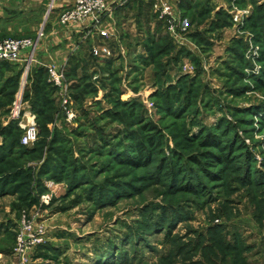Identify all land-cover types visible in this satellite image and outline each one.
<instances>
[{"label": "rangeland", "instance_id": "374dc122", "mask_svg": "<svg viewBox=\"0 0 264 264\" xmlns=\"http://www.w3.org/2000/svg\"><path fill=\"white\" fill-rule=\"evenodd\" d=\"M51 2L41 23L19 15L12 21L26 20L20 32L15 26L0 41L36 39L44 23L40 44ZM226 2L193 26L187 18L185 33L170 34L162 25L161 32L127 37L126 51L107 62L90 47L91 68L69 72L66 63H50L65 67L71 120L49 81L50 64L37 75L31 62L27 70L26 63H6L0 264H264V0L256 1L262 8L253 3L244 11ZM16 73L15 87L6 80ZM35 99L47 104L39 119ZM32 115L37 137L23 146L19 125ZM206 134L220 146L233 143L228 164L204 157L220 154L201 146ZM138 143L148 161L119 163L135 156ZM187 183L203 192L192 194ZM24 225L30 229L23 230L21 252Z\"/></svg>", "mask_w": 264, "mask_h": 264}, {"label": "crops", "instance_id": "0c3cea01", "mask_svg": "<svg viewBox=\"0 0 264 264\" xmlns=\"http://www.w3.org/2000/svg\"><path fill=\"white\" fill-rule=\"evenodd\" d=\"M46 1L50 0H0V35H11L14 27L20 32L21 26L26 23V20L21 22H13L19 15L31 16L34 23L37 25L42 22L43 7ZM170 4L178 11L183 19L192 21L193 16L198 17L204 7L205 10L217 11L225 8V2L229 3L231 0H168ZM238 0H233L237 4ZM246 4L243 6V11L250 9L251 2L245 0ZM74 0H53V12L49 16L46 37L40 44H38L33 52L26 53L22 56V61L18 65L25 64V61L31 62L30 65L35 68L46 67L50 63L60 64L66 63L68 65L67 71H71L74 66L78 69L85 67H93L95 64L93 57L90 54L91 46L106 45L109 48V55L104 56V62L122 56L126 51L121 45V41L127 40V37L142 38L147 31L157 33L156 27L158 21L151 11L150 0H107L110 5V12L105 17L101 28L105 30L109 36L107 38H100L98 34H92L85 46H81L76 51L75 45L82 37V32L85 30V25H63L57 17L61 11L70 8ZM248 2V3H247ZM247 5V6H246ZM227 6V5H226ZM126 22L130 25L127 26ZM1 23L3 26H1ZM30 23V22H27ZM88 22L87 24H89ZM195 24V21L193 22ZM193 26V25H192ZM34 30V29H32ZM165 30V29H164ZM166 31V30H165ZM18 32V31H17ZM33 32V31H32ZM31 32V33H32ZM125 50V51H124ZM79 56V57H77ZM77 57V58H76ZM31 59V60H30ZM79 76V75H78ZM76 76L79 79L81 76ZM72 81L73 83L75 82Z\"/></svg>", "mask_w": 264, "mask_h": 264}, {"label": "built area", "instance_id": "2783aa9c", "mask_svg": "<svg viewBox=\"0 0 264 264\" xmlns=\"http://www.w3.org/2000/svg\"><path fill=\"white\" fill-rule=\"evenodd\" d=\"M151 1V11L155 16L156 20L163 25L164 29L170 34H177L178 32H187V21L179 15L178 11L170 4L168 0H150ZM53 0L49 5V10L53 9ZM74 4L69 8L65 9L60 13L59 19L63 25H85V30L82 32V37L80 38L78 44H84L86 39H88L92 34L96 33L101 38H107L109 34L101 28L105 17L110 12V5L107 0H74ZM49 11L46 13V15ZM239 15V14H238ZM238 15H235L234 21L238 20ZM90 22L89 24H87ZM44 23L41 25L39 32L37 33L36 39L25 38V39H15L9 38L7 40L0 41V62L17 64L22 61V56L26 53L33 52L35 46L44 36L42 33ZM91 53L93 56L102 58L103 56L109 55V48L106 45L91 46ZM31 60V59H30ZM26 69H28V60L25 61ZM49 74V81L51 84L59 89V96L61 97V107L62 111L66 113L67 120L73 118V114L69 111V95L67 94V88L64 83V66H55L50 64L47 67ZM26 72V71H25ZM14 118H18L21 114L20 111L14 110ZM27 126L19 125L23 128L26 133L21 138L20 143L23 146H28L33 144L37 137V129L34 126V116H29L27 120ZM30 227L24 225L20 230L17 237V251H23L25 247L26 239L23 235V230L28 231ZM34 238V236H31ZM30 238V239H31ZM40 242V241H37ZM31 243V241H30Z\"/></svg>", "mask_w": 264, "mask_h": 264}, {"label": "trees", "instance_id": "16d2710c", "mask_svg": "<svg viewBox=\"0 0 264 264\" xmlns=\"http://www.w3.org/2000/svg\"><path fill=\"white\" fill-rule=\"evenodd\" d=\"M250 2H251V5L254 3L255 5H256V8H262L263 7V5L262 4H258L255 0H249ZM246 3V1L245 0H238L237 1V5H239V6H241V5H243L244 6V4ZM202 9V11H201V13L200 14H198L199 16L198 17H196V16H193V18H192V21H190V24L192 25L193 24V22L197 19V21L198 20H200V19H203L206 15H208V13L211 11L210 9H208V10H205L204 9V7L203 8H201ZM194 17H196V18H194ZM162 26V24H160V23H158V32H161L160 30V27ZM251 28H254L252 25H251ZM148 42H149V45H152V39H148ZM149 49V51H152V48L151 47H149L148 48ZM9 69L10 68V66L8 65V64H6V63H3V62H0V71H2V69ZM18 71H20V69L18 70ZM73 71H74V68H73ZM21 72V71H20ZM44 72V69L43 68H41V69H39V70H37V75H41V73H43ZM2 73H4L3 71L2 72H0V75L2 74ZM10 73H12V72H10ZM17 75H14V76H12L11 75V77H9V78H7V80L6 81H9V82H13L14 83V86L16 87L17 86V84H18V82H17V77H18V73H16ZM4 79V77H2V80ZM37 79H38V76H37ZM79 80H81V78L79 79ZM5 81V82H6ZM83 81H79V83H77V84H75L74 85V89H76V88H79L80 87V85H81V83H82ZM262 82L264 83V78L262 79ZM7 83V82H6ZM39 84V83H38ZM36 85V87H35V92H36V94L37 93H40V92H42L41 91V89H40V85ZM5 85L6 84H4V86L3 87H1V89H0V95H2V94H4V91H5ZM44 90H45V88H44ZM12 94V93H11ZM44 96V95H43ZM44 98H46V97H44ZM47 99V98H46ZM35 101H36V104L34 105V104H32V109H33V111L36 113V115H37V119H39V118H41V117H43V114H44V112L42 111L43 110V106H45V105H47L46 103H40V100H37V99H35ZM48 103V105H50V102H47ZM12 128V127H11ZM45 127H43V131H45V129H44ZM9 131H11V130H9ZM42 131V132H43ZM197 137V136H196ZM199 138L200 139H202L201 140V146H203V147H205V148H210V147H215L216 149H217V151L218 152H220V154H219V156L218 155H215V154H211V153H204L205 154V158H208V159H212L214 162H217V163H221V164H223V163H227L228 164V162H229V160H230V156H231V154L234 152L233 151V147H234V145H233V143H231V142H228L225 146H220L219 144H218V140L216 139V137H214L212 134H206V136H203V137H201V136H199ZM16 141L17 140H15L14 142H13V144L10 146V149H9V151H13V147L14 146H16L18 143H16ZM153 144V141H151V143H150V146ZM146 152V147L143 145V143H138V144H136V147H135V156H133V157H131V158H129V156H121L120 158H118V162L119 163H125V164H130V165H133V166H135L136 164H140V163H142V162H146V161H148V154H146L145 153ZM3 155L4 154H0V158L2 159V157H3ZM191 159V161L194 163V164H198V163H200V161L197 159V158H195V157H191L190 158ZM0 161H2V160H0ZM200 165H202V170L203 171H205L206 169H205V166H206V163H200ZM246 170V169H245ZM249 174H248V171L246 170L245 171V179L247 180L248 179V176ZM245 179H244V181H245ZM246 182V181H245ZM187 188H188V190L192 193V194H194V195H198V193H200V192H203V189H199V187L200 186H196V187H194L193 185H191V183L190 184H188L187 183V186H186Z\"/></svg>", "mask_w": 264, "mask_h": 264}]
</instances>
